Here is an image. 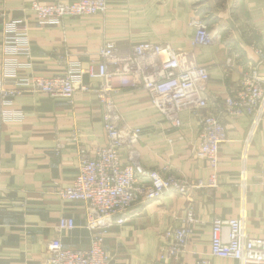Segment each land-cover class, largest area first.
<instances>
[{
	"label": "crops",
	"instance_id": "obj_1",
	"mask_svg": "<svg viewBox=\"0 0 264 264\" xmlns=\"http://www.w3.org/2000/svg\"><path fill=\"white\" fill-rule=\"evenodd\" d=\"M32 1L0 0V77L7 57L2 51V22L11 19L25 20L28 26L31 66L26 72L44 76L63 74L65 55L83 66L99 61L104 40L122 48L151 41L189 49L193 21L204 19L222 37L219 43L194 48L198 63L208 68L206 93L214 103L233 88L242 67L258 61L253 43L264 48V0H106L103 14L67 16L62 26L39 23L30 8ZM114 101L123 120L141 128L135 147L143 166H169L180 177L206 182L211 169L197 152L198 125L188 111L179 112L182 123L174 127L143 89L125 88ZM2 109L20 111L22 117L4 120L0 111V264L40 263L60 217H72L76 223L59 234L62 243L88 247L91 232L82 226V203L59 199L54 187L73 181L80 151L94 155L106 143L96 97L75 90L69 102L26 89ZM223 126L226 139L219 145L218 185L190 192L197 222L180 258L160 257L167 243L163 232L184 225L189 204L188 197L168 193L136 204L121 224L114 222L106 229L103 248L109 264H197L201 258L210 259L211 221L216 216L243 213L247 233L264 234V120L252 126L251 117L230 116L223 119ZM121 155L125 157L124 151ZM211 262L238 264L220 257Z\"/></svg>",
	"mask_w": 264,
	"mask_h": 264
},
{
	"label": "built area",
	"instance_id": "obj_2",
	"mask_svg": "<svg viewBox=\"0 0 264 264\" xmlns=\"http://www.w3.org/2000/svg\"><path fill=\"white\" fill-rule=\"evenodd\" d=\"M30 8L39 23L62 26L67 16L103 14L107 1L53 0L41 3L33 0ZM193 24L195 33L189 49L151 41L122 48L113 41L104 40L98 52L99 61H90L83 66L65 55L64 73L44 76L26 72L31 66L26 21L11 19L2 22V51L7 55L0 77V111L4 120L22 117L20 111H5L2 105L10 103L26 89L69 102L74 91L80 90L93 94L102 109L106 143L98 147L94 155L80 151L73 181L54 187V194L59 199L82 203V226L91 232L89 245L86 248L64 245L59 234L72 230L76 223L72 217H60L56 234L48 241L47 256L38 264H109L103 248L106 229L114 222L121 224L136 204L159 200L168 193L188 197L189 204L184 225L163 232L167 243L165 254L160 257L177 261L186 250L192 225L197 222L189 201L190 192L200 188L214 189L218 185L219 145L226 139L223 119L245 115L252 118V126L264 120L262 45L253 43L258 61L242 67L233 88L214 103L206 93L208 68L198 63L194 48L219 43L222 37L204 19L196 18ZM20 56L27 60L18 61ZM227 62L230 64L231 60ZM260 66H263L262 71ZM84 77L89 81L84 82ZM7 83L12 85L8 87ZM125 88L145 90L151 105L171 126H181L180 111L191 114L198 125L197 152L211 169L206 182L180 177L169 166L147 168L142 165L135 147L141 128L128 125L114 101L115 95ZM244 176L242 172V179ZM261 182L264 184V176ZM209 255L211 258H232L238 264H264V234L249 235L244 227L243 213L238 217L216 216L211 221ZM211 258H201L197 264H212Z\"/></svg>",
	"mask_w": 264,
	"mask_h": 264
}]
</instances>
